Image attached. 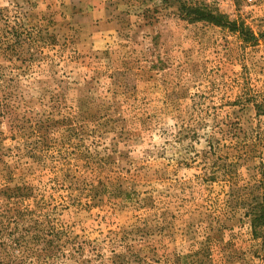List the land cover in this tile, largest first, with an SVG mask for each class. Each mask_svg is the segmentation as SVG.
<instances>
[{"label":"rangeland","instance_id":"374dc122","mask_svg":"<svg viewBox=\"0 0 264 264\" xmlns=\"http://www.w3.org/2000/svg\"><path fill=\"white\" fill-rule=\"evenodd\" d=\"M0 264H264V0H0Z\"/></svg>","mask_w":264,"mask_h":264},{"label":"trees","instance_id":"16d2710c","mask_svg":"<svg viewBox=\"0 0 264 264\" xmlns=\"http://www.w3.org/2000/svg\"><path fill=\"white\" fill-rule=\"evenodd\" d=\"M179 11L184 18L189 20L207 21L219 26L231 27L232 29L240 30V32L246 36L248 35V32L244 30V25L229 20L225 14L219 12L218 9L211 7L206 2H198L194 4L183 2L179 6ZM257 218H261V215L256 216V219Z\"/></svg>","mask_w":264,"mask_h":264}]
</instances>
